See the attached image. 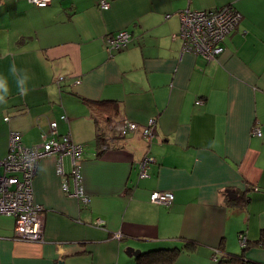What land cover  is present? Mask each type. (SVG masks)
<instances>
[{
	"label": "crops",
	"instance_id": "1",
	"mask_svg": "<svg viewBox=\"0 0 264 264\" xmlns=\"http://www.w3.org/2000/svg\"><path fill=\"white\" fill-rule=\"evenodd\" d=\"M108 1L0 0V75L11 88L0 104V159L12 131L30 147L55 120L83 145L88 198L64 192L57 154L39 159L32 190L43 240L14 238V218L0 215V264H137L129 246L176 250L167 264H214L216 250L264 264V0ZM225 4L240 20L223 52L207 61L183 51L178 12ZM121 29L129 44L109 52L105 36ZM13 62L30 76L27 95ZM151 117L149 142L141 127ZM121 119L138 130L101 150L97 129ZM144 156L153 160L139 177ZM61 162L72 186L69 156ZM155 189L171 191L172 203L150 201Z\"/></svg>",
	"mask_w": 264,
	"mask_h": 264
},
{
	"label": "built area",
	"instance_id": "2",
	"mask_svg": "<svg viewBox=\"0 0 264 264\" xmlns=\"http://www.w3.org/2000/svg\"><path fill=\"white\" fill-rule=\"evenodd\" d=\"M29 2L37 7H44L50 0H29ZM98 6L101 9H107L109 1L99 0ZM178 17L180 27L176 35L181 39L182 50L201 56L207 61L215 59L223 52L225 38L240 20L239 13L230 4L201 9L186 7L178 12ZM130 39L131 34L125 29L109 33L105 36L106 49L109 52L122 50L127 47ZM60 118L67 119L65 114H62ZM113 121L109 129H97L99 137L104 138L100 143L101 150L108 149L114 143L111 136L115 134L125 136L138 130V124L133 121L127 119ZM155 124L156 118L151 117L141 127L142 136L149 142L154 135ZM254 132L260 134L257 128ZM45 136L46 140L43 142L25 147L21 142L20 134L12 131L9 135L7 153L0 159V215L14 218L13 236L16 239L35 242L43 240V207L34 201L32 190L37 163L42 157L51 153L57 154L56 172L63 176L64 192L80 198L83 202L88 200L80 184V159L83 154V145L72 142L68 134H59L55 120L49 122ZM64 155L70 158L72 186H69L68 177H65L63 171L61 158ZM152 160V157L144 156L138 162L139 177L147 176V164ZM173 198V193L169 190L155 189L149 194L150 201L166 206L172 203ZM239 237L241 246L245 247L246 237L243 234ZM212 260L214 264H230L220 250H216Z\"/></svg>",
	"mask_w": 264,
	"mask_h": 264
},
{
	"label": "trees",
	"instance_id": "3",
	"mask_svg": "<svg viewBox=\"0 0 264 264\" xmlns=\"http://www.w3.org/2000/svg\"><path fill=\"white\" fill-rule=\"evenodd\" d=\"M93 103V102H92ZM97 106L104 105L106 102H94ZM108 119V118H107ZM97 139L102 142L104 140L103 137H99L97 134ZM264 237V231L261 233V238ZM247 245V244H246ZM176 253V250L174 249H162L158 251H148V252H141L136 257L137 264H167L168 262H171L173 259V254ZM224 257L229 261L230 264L236 263V264H260L258 262L254 261H246L243 259L241 255H228L227 253L223 252Z\"/></svg>",
	"mask_w": 264,
	"mask_h": 264
},
{
	"label": "clouds",
	"instance_id": "4",
	"mask_svg": "<svg viewBox=\"0 0 264 264\" xmlns=\"http://www.w3.org/2000/svg\"><path fill=\"white\" fill-rule=\"evenodd\" d=\"M10 71L16 80L17 88L20 95H27L29 88L27 87L30 76L27 70L17 69L15 62L12 63ZM11 95V88L8 78L0 75V104H7L8 97Z\"/></svg>",
	"mask_w": 264,
	"mask_h": 264
},
{
	"label": "water",
	"instance_id": "5",
	"mask_svg": "<svg viewBox=\"0 0 264 264\" xmlns=\"http://www.w3.org/2000/svg\"><path fill=\"white\" fill-rule=\"evenodd\" d=\"M232 190H227V192L231 193ZM233 197V196H232ZM140 253V250L139 249H134L133 247L129 246L127 249H126V254L131 256V255H138Z\"/></svg>",
	"mask_w": 264,
	"mask_h": 264
}]
</instances>
